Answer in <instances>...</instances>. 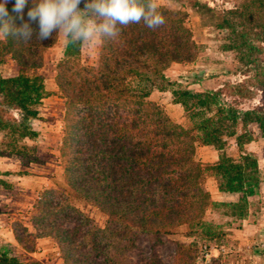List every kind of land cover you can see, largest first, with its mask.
I'll return each instance as SVG.
<instances>
[{
  "label": "trees",
  "instance_id": "16d2710c",
  "mask_svg": "<svg viewBox=\"0 0 264 264\" xmlns=\"http://www.w3.org/2000/svg\"><path fill=\"white\" fill-rule=\"evenodd\" d=\"M172 1L209 15L223 34L220 47L233 54L234 73L242 78L233 85L224 83L225 89L241 97L252 96L255 87L264 90V0ZM14 4L8 0L6 7L17 16ZM31 6L24 8L25 20ZM158 10L166 21L163 26L151 30L141 22L123 27L115 40L100 45L97 65L81 61L84 44L67 41L56 65V87L65 100L60 157L68 196L46 199L35 224L41 236L56 241L64 264H193L196 244L178 243L173 262L164 263L159 255L162 239L180 226L195 231L213 206L246 218L249 199L263 183L257 159L244 151L252 136L237 134L238 125L253 126L264 137L263 109L235 108L221 102L220 90L199 92L175 83L173 102L185 112L192 106L213 112L184 126L150 99L155 88L169 86L164 71L171 64L197 57L187 14L162 5ZM53 36L27 43L0 39V65L9 57L19 67L17 75L8 77L0 70V156H21L26 141L39 136L32 122L40 117L44 84L42 76L30 72L42 67L44 51L57 41ZM228 138L235 139L236 154L225 152ZM198 146L215 148L218 161L197 160ZM211 175L218 178L219 193L237 195V200H212L205 188ZM75 198L106 212V226L93 225L71 204ZM21 235L15 236L19 243ZM143 235L151 238L149 253L139 246ZM0 264L42 263L22 262L0 250Z\"/></svg>",
  "mask_w": 264,
  "mask_h": 264
},
{
  "label": "rangeland",
  "instance_id": "374dc122",
  "mask_svg": "<svg viewBox=\"0 0 264 264\" xmlns=\"http://www.w3.org/2000/svg\"><path fill=\"white\" fill-rule=\"evenodd\" d=\"M216 1L228 3V0ZM156 3L187 14L197 57L191 63L171 64L164 71L169 86L155 88L150 94L152 101L162 104L171 119L184 126L199 122L213 112L199 106H192L190 112H185L183 106L173 102L171 89L176 87L175 83L199 92L220 90L221 102L226 101L235 108L258 107L264 110V90L255 87L252 96L241 97L223 87L224 83L233 85L242 78L234 73L236 65L233 54L222 51L223 34L213 26L209 15L192 6L181 8L172 0H156ZM65 44L63 37L57 38L56 43L44 51L42 67L30 72V75L42 76L44 84L40 117L32 122L33 129L39 133L38 138L26 141L28 147L21 156H0V179L3 180L0 183V250L22 262L34 260L42 264H64L58 244L52 237L38 233L35 220L41 214L40 206L46 199L68 196L60 157L65 100L55 83L56 65L63 56ZM99 47L84 44L81 61L97 65ZM0 70L5 77L19 73L17 63L9 57L0 65ZM237 134L252 136L253 139L244 144V151L257 159L263 180L259 193L249 199L247 217L234 218L230 216L229 208L224 206L208 208L203 223L195 231L190 232L186 226H180L175 233L162 239L159 255L164 263L173 262L178 243H192L198 248L193 264H205L201 255L204 245L214 248V257L206 264H264V137L253 126L238 125ZM235 148V139L228 138L225 152L236 154ZM218 156L219 152L211 146L196 148V158L204 164H212L215 159L218 161ZM217 179L216 175H211L205 180V188L211 199L216 202L236 201L237 195L225 194L220 197ZM71 204L88 216L93 225L104 227L108 223L107 213L90 202L75 198L71 199ZM16 234H22L21 243L16 240ZM150 242L148 235L140 238L139 246L145 253L150 252ZM221 246L225 247L224 253H219Z\"/></svg>",
  "mask_w": 264,
  "mask_h": 264
},
{
  "label": "clouds",
  "instance_id": "9594fccd",
  "mask_svg": "<svg viewBox=\"0 0 264 264\" xmlns=\"http://www.w3.org/2000/svg\"><path fill=\"white\" fill-rule=\"evenodd\" d=\"M83 2L84 7L80 5ZM0 0V39L29 42L63 37L70 44L97 47L115 40L123 27L143 24L155 30L166 21L156 0H15L12 16ZM31 3L24 19V8ZM21 23L16 24V19ZM33 24L36 27H33Z\"/></svg>",
  "mask_w": 264,
  "mask_h": 264
},
{
  "label": "built area",
  "instance_id": "2783aa9c",
  "mask_svg": "<svg viewBox=\"0 0 264 264\" xmlns=\"http://www.w3.org/2000/svg\"><path fill=\"white\" fill-rule=\"evenodd\" d=\"M213 250H214V248L211 247L210 245L202 246L201 255H202V258H203L205 264L210 263V261L213 259V257H214ZM225 251H226L225 247L221 246L219 249V253H224Z\"/></svg>",
  "mask_w": 264,
  "mask_h": 264
},
{
  "label": "crops",
  "instance_id": "0c3cea01",
  "mask_svg": "<svg viewBox=\"0 0 264 264\" xmlns=\"http://www.w3.org/2000/svg\"><path fill=\"white\" fill-rule=\"evenodd\" d=\"M217 161V159H215V160H213V162L212 163H215ZM220 197H222L223 195H225V194H222V193H220Z\"/></svg>",
  "mask_w": 264,
  "mask_h": 264
}]
</instances>
